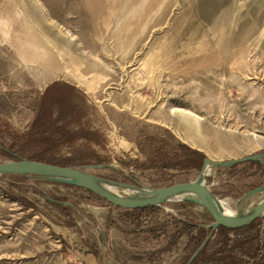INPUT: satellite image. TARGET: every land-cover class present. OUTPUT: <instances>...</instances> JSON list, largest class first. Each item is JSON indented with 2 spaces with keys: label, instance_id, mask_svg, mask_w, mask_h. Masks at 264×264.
Returning <instances> with one entry per match:
<instances>
[{
  "label": "rangeland",
  "instance_id": "374dc122",
  "mask_svg": "<svg viewBox=\"0 0 264 264\" xmlns=\"http://www.w3.org/2000/svg\"><path fill=\"white\" fill-rule=\"evenodd\" d=\"M54 82L77 87L88 126L107 140L111 169L87 168L96 176L171 185L135 164L175 166L177 142L220 161L262 153L264 0H0V106H7L1 117L28 130ZM11 145L0 135V149ZM9 160L0 153V162ZM186 172L194 174H179L175 183L196 175ZM208 183L238 213L264 195L241 205L243 196L229 192L230 184L244 194L264 184L258 177L221 173ZM0 187L35 205L0 193V264H80L90 247L103 264H177L187 237L160 253L174 232L172 220L209 221L201 206L177 201L147 216L139 229L145 233H133L122 209L99 204L82 188L24 176L0 177ZM53 197L65 199L68 209L47 200Z\"/></svg>",
  "mask_w": 264,
  "mask_h": 264
},
{
  "label": "trees",
  "instance_id": "16d2710c",
  "mask_svg": "<svg viewBox=\"0 0 264 264\" xmlns=\"http://www.w3.org/2000/svg\"><path fill=\"white\" fill-rule=\"evenodd\" d=\"M84 99V95L77 87L62 82L52 83L41 94L35 116L26 131L15 128L8 120L1 117V114L7 112V106H0V135L12 141L11 147L1 148L0 153L11 159L27 158L61 167L105 166L106 169H111L109 164L112 158L107 148V140L102 132L88 126L85 112L87 103ZM162 145L166 146L167 142H162ZM173 153L175 154H172L170 159L176 162L175 166L156 162L157 164L137 163L135 168L141 172L155 171L160 174V182L174 184L176 177L179 174H186L188 169L195 170L197 174L205 158L204 153L182 142H177V150ZM29 154L34 155L27 156ZM161 156L166 157V151ZM172 169L177 173H172ZM190 173L194 174L189 172L186 175L190 176ZM225 173L229 178L239 176L246 179L252 177L264 179V166L256 161L248 162L235 165ZM14 176L20 175L3 177ZM260 184L253 185L251 190ZM230 187L232 190L229 192H236L239 197L244 195L236 185L230 184ZM0 193L24 207H35L34 203L27 198L13 196L1 187ZM97 199L101 205L112 206L98 197ZM47 200L57 205L64 203V212L68 209L66 202H63L66 200L63 198L53 197ZM122 210L125 219L136 226L133 233H145L146 230L139 229L148 220L147 216L160 212L161 208ZM207 214L209 217L207 222L173 219L171 225L174 226V232L169 236L170 241L160 253L172 251L182 237H187L186 255L177 264H264V218L257 219L250 225L235 231L213 230L212 219L208 212ZM68 226L77 228L73 222H70ZM140 259L135 258V260ZM149 262L153 264L151 260Z\"/></svg>",
  "mask_w": 264,
  "mask_h": 264
},
{
  "label": "water",
  "instance_id": "95a60500",
  "mask_svg": "<svg viewBox=\"0 0 264 264\" xmlns=\"http://www.w3.org/2000/svg\"><path fill=\"white\" fill-rule=\"evenodd\" d=\"M255 161L264 164V152L227 161L213 160L205 157L201 169L197 171L194 177L157 188L139 184L126 185L108 180L89 172L87 169L89 167H61L27 158L0 162V177L20 175L27 178H38L82 188L112 206L124 210L161 208L172 202L191 201L209 213L212 219L211 227L213 230L235 231L250 225L257 219L264 218V195L251 209H246L239 213L236 212L234 216L230 217L224 214L220 205V199L208 182L213 177L227 172L228 169L235 165ZM95 168H105V166H96ZM220 169H222L221 172L218 171ZM108 186L125 188L130 193L121 194L118 191L111 190ZM260 193L264 194V184L245 193L242 201L246 203L247 200Z\"/></svg>",
  "mask_w": 264,
  "mask_h": 264
},
{
  "label": "crops",
  "instance_id": "0c3cea01",
  "mask_svg": "<svg viewBox=\"0 0 264 264\" xmlns=\"http://www.w3.org/2000/svg\"><path fill=\"white\" fill-rule=\"evenodd\" d=\"M239 202H241V205H245L242 199H240ZM69 228H72V227H69ZM81 258L82 260L80 264H103L100 252L96 251L95 248L93 247L87 248L86 250H82Z\"/></svg>",
  "mask_w": 264,
  "mask_h": 264
},
{
  "label": "bare ground",
  "instance_id": "6f19581e",
  "mask_svg": "<svg viewBox=\"0 0 264 264\" xmlns=\"http://www.w3.org/2000/svg\"><path fill=\"white\" fill-rule=\"evenodd\" d=\"M113 191H117L114 187L108 186ZM221 208L223 209V212L227 216H234L236 214V211H234L231 206L229 205V202L227 200L220 201Z\"/></svg>",
  "mask_w": 264,
  "mask_h": 264
}]
</instances>
